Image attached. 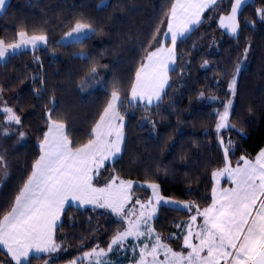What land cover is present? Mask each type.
<instances>
[{
	"label": "trees",
	"instance_id": "trees-1",
	"mask_svg": "<svg viewBox=\"0 0 264 264\" xmlns=\"http://www.w3.org/2000/svg\"><path fill=\"white\" fill-rule=\"evenodd\" d=\"M172 0H11L0 16V39L12 42L20 30L46 32L48 44L35 51H23L0 63V107L4 101L17 111L25 132L19 138L13 125L10 137L0 133V155L8 163L7 176L0 189V208L7 206L39 154L38 143L46 130L45 109L55 94L57 112L67 116L70 138L85 143L98 112L105 104L113 82L127 91L144 55L153 30ZM264 0L248 3L239 15L240 30L231 36L218 25L221 14L230 12L231 0H219L217 8L205 12L186 38L178 41L177 65L159 107L125 104V144L121 157L106 168V178L153 182L164 196L195 202L201 208L210 203L211 171L219 164L222 150L216 137V111L233 100L230 122L235 129L225 132L231 139L235 165L241 155L255 157L264 147V23L256 8ZM92 22L96 35L81 45H58L75 19ZM166 30V25H161ZM170 43V41H169ZM248 48L245 58L244 49ZM84 52L87 59L79 58ZM38 57V61L37 58ZM207 60L208 64L204 65ZM237 95L230 97L228 82L236 70ZM98 76L88 83L90 67ZM36 77L34 80L33 78ZM41 79L43 85H41ZM43 87L44 94L37 96ZM203 93V97H201ZM216 97V99H212ZM4 116L0 114V123ZM136 196L145 199L148 189L135 186ZM4 215L0 211V218ZM189 213L161 207L154 226L165 242L177 249L182 243L170 233L180 231L175 223L188 220ZM114 218L94 208L66 207L55 233L61 245L58 252L40 255L31 264H68L84 251L99 245L105 248L119 225ZM6 257L0 249V260Z\"/></svg>",
	"mask_w": 264,
	"mask_h": 264
},
{
	"label": "snow or ice",
	"instance_id": "snow-or-ice-1",
	"mask_svg": "<svg viewBox=\"0 0 264 264\" xmlns=\"http://www.w3.org/2000/svg\"><path fill=\"white\" fill-rule=\"evenodd\" d=\"M246 3L247 0H231L230 12L219 15V27L237 36L239 15ZM5 5L6 0H0V11ZM217 6L218 0H172L150 39L142 45L144 55L128 90L123 91L119 83H112L87 142L76 144L70 138L67 116L57 112L56 97L52 94L45 109L46 130L39 139V154L7 210L0 208L4 212L0 218V249L6 257L0 260V264H31L33 254L58 252L61 245L57 243L55 233L65 206L70 202L105 209L114 218L113 223L119 225L106 249L97 244L71 264H83L84 260L88 264H112L111 260L105 259L108 254L127 251L129 247L133 253L132 264H264V147L255 157L241 155L233 166L230 157L234 154V145L230 138L225 141L224 137L225 132L235 129L230 122L231 98L223 104L222 111L213 113L222 155L219 164L211 171V195L207 206L201 208L195 202L166 199L160 194L159 184L153 182L138 185L151 192L141 199L134 195L137 182L122 179L119 174L112 175L103 186L95 183V178L102 174L101 169L108 167L106 162H114L121 153L125 140L123 106L142 103L147 108L155 102L159 107L169 83L170 66L177 60L178 41L190 34L195 26L202 25L205 19L212 20L204 14L214 11ZM256 16L264 23V7L256 8ZM161 25H166V30H162ZM94 35L96 29L92 22L80 17L57 43L62 47L81 45ZM47 43L46 32L29 34L26 29L20 30L12 42L0 39V60L29 47L35 51ZM244 53L246 58L247 47ZM79 58L88 57L81 52ZM36 59L38 61V57ZM240 63L237 62L228 82L230 97L237 95ZM207 64L205 60L204 65ZM89 72L85 83L98 76L95 65ZM3 91L0 88V98ZM36 94L42 96L43 87ZM200 95L203 97V93ZM0 114L4 116L0 133L10 137L15 125L19 138L23 139L25 132L20 130L22 119L17 111L4 101ZM7 170V160L0 155V179L7 176ZM225 177L231 187L219 185ZM162 205H174L177 210L189 213L187 221L174 224V228L180 231L170 233L168 237L169 240L175 237L177 241L182 237V243L176 246L179 250L165 242L153 227L157 210ZM129 238L137 243L131 244ZM45 264L49 262L45 261Z\"/></svg>",
	"mask_w": 264,
	"mask_h": 264
},
{
	"label": "rangeland",
	"instance_id": "rangeland-1",
	"mask_svg": "<svg viewBox=\"0 0 264 264\" xmlns=\"http://www.w3.org/2000/svg\"><path fill=\"white\" fill-rule=\"evenodd\" d=\"M10 1L11 0H6V5H5V9L3 10V11H0V16H2L4 13H5V11H6V9H7V7H8V5H9V3H10ZM219 1V0H218ZM253 0H247V3L244 5V7L248 4V3H250V2H252ZM243 7V8H244ZM197 26H195L194 27V29L196 28ZM193 29V30H194ZM226 33H228V34H230L229 32H227L225 29H223ZM239 33V32H238ZM189 34H187L184 38H186L187 36H188ZM231 36H233L232 34H230ZM183 38V39H184ZM48 44V43H47ZM47 45H41L39 48H43V47H46ZM38 49V48H37ZM32 49L29 47L27 50H24V49H22V50H19V52L18 53H21V52H23V51H31ZM17 53V54H18ZM11 56V55H10ZM9 56V57H10ZM5 60H0V63H2V62H4ZM176 65H177V60H176V63L174 64V65H171L170 66V70H169V73H168V75H169V83H170V72H171V70H173V69H175L176 68ZM169 83H168V85H169ZM168 85H166V87H165V91H166V89H167V87H168ZM138 104V103H137ZM139 104H141L142 105V103H139ZM2 106H3V104H2ZM143 106V105H142ZM153 106H155V102H154V104L153 105H150V106H148V107H153ZM124 123H125V121H124ZM124 133H125V128H124ZM125 139H126V134H125ZM124 144H125V140H124V142H123V144H122V150H121V153L119 154V156L116 158V160H118L120 157H121V155H122V153H123V150H124ZM115 160V161H116ZM114 161V162H115ZM113 161H109V162H106L107 164H108V166L109 165H111V164H113L114 163ZM233 166H235V165H233ZM101 175L100 176H97L96 178H95V183L97 184V186H103V183L105 182V181H107L109 178H106V169H101ZM5 178L6 177H4V178H2V179H0V189H1V187H2V185H3V182H4V180H5ZM139 184H145V183H139V182H137V184H135L134 185V188H135V186H138ZM219 185L221 186V187H224V188H227V187H231L232 185H231V183H230V181L225 177V178H222L221 180H220V182H219ZM150 191V190H149ZM150 194H151V192H150ZM160 194L163 196V197H165L166 199H171V200H173V201H179V202H185V201H180V200H177V199H173V198H170V197H167V196H164L163 194H162V192H161V190H160ZM134 195H135V193H134ZM136 196V195H135ZM142 199V198H141ZM187 202V201H186ZM70 205H73V206H75V207H79V208H93V206L92 205H79V204H76V203H69V204H67L66 205V207H68V206H70ZM161 207H169V208H173V209H176L175 208V206L174 205H172V206H160L159 208H158V210H157V215H158V211H159V209L161 208ZM95 209H99V208H95ZM99 210H102V211H106L105 209H99ZM184 211V210H183ZM61 219H62V216H61ZM61 221H59L58 222V224L60 223ZM153 227L155 228V226H154V221H153ZM156 230V229H155ZM157 232V231H156ZM129 241H130V243L131 244H135V243H137L136 241H133L131 238H129ZM139 250L137 249V252H138ZM44 254H47V253H44ZM44 254H33V256H40V255H44ZM105 259H107V260H111L112 261V264H132V260H133V253H132V251L130 250V247H129V250H127V251H124V250H120V251H118L116 254H113V253H109L108 254V256L105 258ZM68 264H71V263H68ZM83 264H88V261L87 260H84L83 261Z\"/></svg>",
	"mask_w": 264,
	"mask_h": 264
},
{
	"label": "crops",
	"instance_id": "crops-1",
	"mask_svg": "<svg viewBox=\"0 0 264 264\" xmlns=\"http://www.w3.org/2000/svg\"><path fill=\"white\" fill-rule=\"evenodd\" d=\"M65 209H66V206H65ZM59 224H60V223H59ZM59 224H58V225H59Z\"/></svg>",
	"mask_w": 264,
	"mask_h": 264
}]
</instances>
